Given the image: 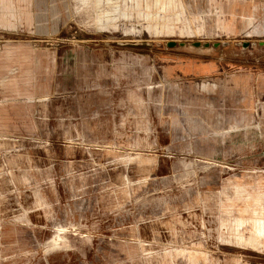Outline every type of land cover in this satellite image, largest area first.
Wrapping results in <instances>:
<instances>
[{
    "label": "rangeland",
    "instance_id": "rangeland-1",
    "mask_svg": "<svg viewBox=\"0 0 264 264\" xmlns=\"http://www.w3.org/2000/svg\"><path fill=\"white\" fill-rule=\"evenodd\" d=\"M257 219L264 0H0V264H264Z\"/></svg>",
    "mask_w": 264,
    "mask_h": 264
},
{
    "label": "bare ground",
    "instance_id": "bare-ground-1",
    "mask_svg": "<svg viewBox=\"0 0 264 264\" xmlns=\"http://www.w3.org/2000/svg\"><path fill=\"white\" fill-rule=\"evenodd\" d=\"M103 25H101L100 27H102ZM205 85V84H204ZM203 85V86H204ZM253 222L255 223V225L258 227V228H261V227H263V224H264V222L263 221H261V220H253Z\"/></svg>",
    "mask_w": 264,
    "mask_h": 264
},
{
    "label": "crops",
    "instance_id": "crops-1",
    "mask_svg": "<svg viewBox=\"0 0 264 264\" xmlns=\"http://www.w3.org/2000/svg\"><path fill=\"white\" fill-rule=\"evenodd\" d=\"M9 4H10L9 1H8V3H7L6 1H3V2H2V5H3V6H7V7H8Z\"/></svg>",
    "mask_w": 264,
    "mask_h": 264
}]
</instances>
